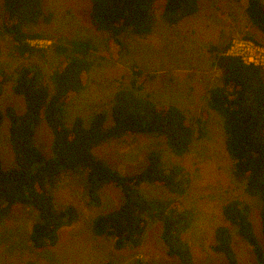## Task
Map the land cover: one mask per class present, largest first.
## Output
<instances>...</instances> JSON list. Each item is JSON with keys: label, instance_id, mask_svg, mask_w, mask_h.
Masks as SVG:
<instances>
[{"label": "trees", "instance_id": "trees-1", "mask_svg": "<svg viewBox=\"0 0 264 264\" xmlns=\"http://www.w3.org/2000/svg\"><path fill=\"white\" fill-rule=\"evenodd\" d=\"M155 1L89 0V18L97 30L110 34L111 44L121 47L123 34L151 32ZM198 10L199 0H165L163 17L173 24ZM246 13L250 22L264 33V1L247 0ZM51 17V13L45 12L42 0H3L1 31L12 37V54L31 58L42 51L31 41L43 36L28 31L27 26L42 20L48 23ZM229 45L210 48L216 53L222 84L210 88L208 102L224 117L226 149L233 160L236 179L243 183L248 195L261 201L262 241L256 236L249 217V204L242 198L228 200L222 212L225 220L251 246L258 264H264V67L227 54ZM55 50L64 58L50 74L36 63L22 65L10 74L0 61L3 67L0 68L3 78L0 95L2 82L15 78L13 90L26 103V110L21 114L11 105L4 110L0 108V125L5 117L10 120V140L16 161L15 167L6 169L0 158V218L7 216L16 203L32 205L39 212L30 233L32 247L54 246L59 230L77 219V209L74 205L57 207L53 189L66 173L81 169L86 171L90 204H101L100 190L106 184L120 188L123 194L119 207L94 218L92 229L96 235L113 237L117 249L136 247L142 242L148 221H159L168 254L176 256L178 264H200L182 237L190 227L191 210L183 208L178 200L147 198L140 191L141 184L149 182L185 194L190 178L184 168L166 164L159 152L151 151L147 154V165L138 173L127 175L94 152L95 147L112 138L143 133L165 136L171 150L182 155L196 137L193 123L176 105H160L141 92L149 75L135 69L132 86L121 87L113 95L111 126H106L104 112L95 113L88 125L78 116L67 126L65 107L85 87V77L92 67L89 57L97 51V46L90 40L73 39L56 44ZM1 53L0 47V56ZM43 119L53 132L50 158L35 143L36 129ZM231 236L229 226L219 225L215 229L213 249L223 254L228 264H240ZM136 264L151 263L138 260Z\"/></svg>", "mask_w": 264, "mask_h": 264}, {"label": "rangeland", "instance_id": "rangeland-1", "mask_svg": "<svg viewBox=\"0 0 264 264\" xmlns=\"http://www.w3.org/2000/svg\"><path fill=\"white\" fill-rule=\"evenodd\" d=\"M42 1L45 12L52 14L51 21L42 20L27 26V30L43 36L31 41L43 50L31 58H22L12 54V37L1 31L3 0H0V61L7 73L13 74L22 65L36 63L50 74L64 58L55 50L56 44L73 39L92 41L97 46V51L89 57L92 67L85 77V87L65 107V123L70 126L81 116L88 125L95 113L104 112L107 127L113 124L111 106L115 91L132 86L135 69L149 75L140 91L160 105L173 104L184 111L196 134L190 149L179 155L171 150L165 136L139 133L105 141L94 148L95 154L127 175L143 169L151 151L159 152L168 165L182 166L190 178L185 194L144 182L140 187L142 195L178 200L183 208L191 210L190 227L182 237L197 263L228 264L225 256L213 249L215 229L227 225L240 264H258L251 246L237 233L236 227L225 220L222 206L236 197L247 202L255 234L262 241L261 201L259 197L248 195L243 183L236 179L233 160L226 149L224 117L208 102L210 88L222 84L212 46L227 43L231 46L233 40H251L259 50L254 58L264 66V33L250 22L247 0H199L196 14L173 24L163 17L165 0H156L151 32L123 34L121 47L109 42L108 32L93 26L89 0ZM14 82L15 78L2 82L0 108L4 110L11 105L21 114L26 110V103L23 96L14 92ZM9 128L10 120L5 117L0 125V158L6 169L16 166ZM35 143L45 157L53 156V132L45 119L37 126ZM53 194L57 207H76L74 223L59 230L54 246L34 249L30 233L39 212L32 205L16 203L7 216L0 218V264H136L138 260L178 264V258L167 252L159 221H148L142 242L136 247L117 249L113 237L93 232L94 218L123 202L120 188L106 184L100 190L101 204L92 205L86 171L79 169L66 173Z\"/></svg>", "mask_w": 264, "mask_h": 264}, {"label": "built area", "instance_id": "built-area-1", "mask_svg": "<svg viewBox=\"0 0 264 264\" xmlns=\"http://www.w3.org/2000/svg\"><path fill=\"white\" fill-rule=\"evenodd\" d=\"M258 51L259 50L255 46L254 42L248 39H241L239 42L237 40H233L232 45L229 46L227 54L239 56L247 63L252 62L263 66L260 62H258V60L254 58Z\"/></svg>", "mask_w": 264, "mask_h": 264}]
</instances>
